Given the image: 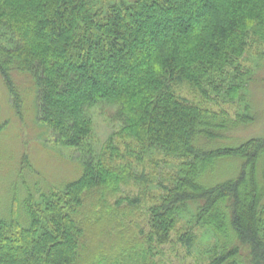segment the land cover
I'll use <instances>...</instances> for the list:
<instances>
[{"label":"trees","instance_id":"obj_1","mask_svg":"<svg viewBox=\"0 0 264 264\" xmlns=\"http://www.w3.org/2000/svg\"><path fill=\"white\" fill-rule=\"evenodd\" d=\"M187 7L202 9L190 19ZM252 46L264 59V0H0V76L17 107L12 74L30 76L38 122L82 167L61 189L27 186L0 218V264H157L168 245L193 247L194 226L211 242L204 264H264V133L242 134L264 88L244 63ZM173 82L234 114L189 103ZM103 105L117 128L95 148L90 110ZM153 156L172 171L147 169Z\"/></svg>","mask_w":264,"mask_h":264},{"label":"rangeland","instance_id":"obj_2","mask_svg":"<svg viewBox=\"0 0 264 264\" xmlns=\"http://www.w3.org/2000/svg\"><path fill=\"white\" fill-rule=\"evenodd\" d=\"M197 7H187L186 18L190 17L191 19L197 15L202 9ZM172 14H177V11L173 10ZM161 27V31L156 30L153 40L175 30L172 20L161 24ZM148 28L152 27L148 26ZM146 32L148 31L142 32L141 38H138L139 41L141 39L143 42ZM137 43L138 41L135 45ZM258 48L261 47L252 46L248 50L249 55L244 63L248 67L255 68V73L264 78L262 67L264 59L259 58L258 61H254L258 57L254 55ZM139 58L140 56L136 55L135 60ZM113 69L115 74L111 77L112 82L117 79L119 74L123 73L121 65ZM12 79L19 107L13 102L14 97L7 90L0 76V218H9L10 210L14 205H20L27 186L33 188L34 181L45 189L49 187L61 189L68 182L77 179L82 173L81 165L72 158V154H76L73 153V148L56 144L49 130L38 122L37 89L33 80L27 73L20 72H14ZM70 81L71 79L67 84L57 81L56 85L58 87L62 85L64 88L66 85L77 86ZM253 87L251 100L254 110L258 113L257 121L254 125H249L242 130L245 138L264 133V88H259L258 82ZM172 90L177 96L204 109L226 110L230 115H233L236 109L235 103H222L209 96L205 97L186 82H173ZM91 91L97 92L98 89L91 88ZM58 95H61L60 90L56 91V96L51 101L52 104L58 101ZM55 105L59 110L66 112L65 107L60 103L57 102ZM113 114L114 108L105 105L90 110L93 120V135L90 142L95 148L100 147L107 136L117 128ZM150 158L153 159L152 163L148 161L150 160L148 158L144 160L147 169L151 170L154 163H158L157 171L162 172L163 175L172 171V166L175 163L173 160L156 156ZM230 165L232 168L234 167L233 163ZM220 167L216 172L222 174ZM138 171H140L139 168ZM130 186V190H134V186L132 184ZM180 223L183 224L185 221L181 220ZM194 233L196 239L191 249L188 250L178 243L168 245V249L167 246L163 248L164 258L156 257L157 264H204L206 260L204 252L208 250L211 242H208L198 226H194Z\"/></svg>","mask_w":264,"mask_h":264}]
</instances>
